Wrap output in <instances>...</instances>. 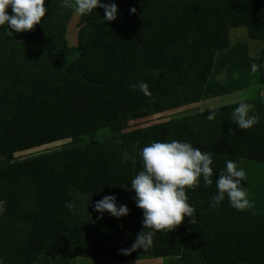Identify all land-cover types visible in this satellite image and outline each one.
I'll list each match as a JSON object with an SVG mask.
<instances>
[{
	"label": "trees",
	"instance_id": "obj_1",
	"mask_svg": "<svg viewBox=\"0 0 264 264\" xmlns=\"http://www.w3.org/2000/svg\"><path fill=\"white\" fill-rule=\"evenodd\" d=\"M101 3H115L117 18L104 20L102 7L80 16L75 46L67 39L75 12L62 0H45L46 16L34 30L9 36L7 25L0 26V158L8 162L0 166V264H57L64 257L264 264V173L240 165L264 164V97L245 100L259 118L248 130L231 120L238 102L129 129L153 115L264 85V48L254 57L246 42L234 44L230 35L241 28L248 39L264 43V0ZM253 63L259 66L254 74ZM140 82L150 97L131 87ZM105 128L111 138L12 162L15 153L77 142ZM173 140L211 155L213 183L186 190L193 222L185 218L170 232L158 231L152 247L126 255L121 250L143 230V210L130 183L143 170L139 152ZM228 160L245 171L241 186L252 208L237 211L227 195L210 208ZM253 172L259 183L249 176ZM108 195L118 207L127 205L128 214L96 211V201Z\"/></svg>",
	"mask_w": 264,
	"mask_h": 264
},
{
	"label": "clouds",
	"instance_id": "obj_2",
	"mask_svg": "<svg viewBox=\"0 0 264 264\" xmlns=\"http://www.w3.org/2000/svg\"><path fill=\"white\" fill-rule=\"evenodd\" d=\"M63 7L71 8L77 15L83 16L93 12L97 7L105 9L104 20L114 21L117 18L115 3H101V0H62ZM11 8L12 15L8 9ZM131 13H135L133 7ZM45 0H0V26L7 25L9 36L13 32L34 30L37 24L46 16ZM258 65H251V72L258 71ZM139 88L146 96H151L146 82L131 86ZM254 105L243 98L238 101L231 114L239 129L248 130L259 122L256 115H250ZM215 111L207 116L209 121L215 119ZM231 130V129H230ZM139 155L142 157L143 170L132 180L131 188L135 191L137 207L143 210V230L140 231L134 243L128 249H122L124 254L142 248L147 250L153 245V237L158 231L170 232L183 223L186 216H193L195 210L189 205L187 189L195 190L199 187L200 178L204 185L210 187L213 183L212 157L209 153L193 147L191 143L173 140L171 142H152L145 146ZM246 181L245 171L238 169L235 162L226 161V168L220 171L216 180L217 194L212 198L210 208L215 209L227 198L230 206L237 211L252 208L253 203L248 199V193L241 186ZM126 187V184H121ZM69 210H74L71 202H66ZM95 210L103 214L104 211L119 218L127 215V205L117 206L116 197L108 195L96 201ZM147 229V231H145Z\"/></svg>",
	"mask_w": 264,
	"mask_h": 264
},
{
	"label": "rangeland",
	"instance_id": "obj_3",
	"mask_svg": "<svg viewBox=\"0 0 264 264\" xmlns=\"http://www.w3.org/2000/svg\"><path fill=\"white\" fill-rule=\"evenodd\" d=\"M79 21H80V15H77L76 13H74L70 21L69 27H68L67 39H68L69 46L77 45V34H78V29H79ZM230 35H231L232 42L234 44L240 41L246 42L251 48L252 55L254 57H258L259 54L261 53V50L264 48V43L248 39L244 29H241V28L231 29ZM254 79L256 78L252 77V80ZM260 97H264V85L262 86L254 85L247 89L236 91L228 95L220 96L217 98H211L209 100H203L202 102L200 101L199 103L187 105V106L180 108L179 110L166 111V112H163L157 115H153L144 120L135 121L130 124L129 129L132 130L138 127L148 126V125H151L152 123H159V122L167 121L173 118H176V119L182 118L190 113L192 114L197 113L199 110H207V109L211 110L217 107L233 104V103L240 101L242 98L244 100L253 101ZM112 136H113V133L108 128L93 131V132L82 135L79 141L77 142L71 139H64V140L56 141L50 144L38 146V147L29 149V150L15 153L12 162H19V161L27 160V159L34 158L37 156L60 151L65 148L72 147L78 144H85V143L93 142V141H103L105 139L111 138ZM6 162L7 160L5 158H0V166L4 165ZM249 165H252L258 168L262 172V174L264 173V164L251 163L248 161H244L242 163V166H249ZM253 180H255L256 183H259L261 181L260 174H258V176L253 177ZM95 225L97 226V228L100 227L98 223H96ZM115 238L120 240V239H124V236L120 235V233H117L115 235Z\"/></svg>",
	"mask_w": 264,
	"mask_h": 264
},
{
	"label": "crops",
	"instance_id": "obj_4",
	"mask_svg": "<svg viewBox=\"0 0 264 264\" xmlns=\"http://www.w3.org/2000/svg\"><path fill=\"white\" fill-rule=\"evenodd\" d=\"M215 98H217V97H215ZM205 111H209V109L199 110L198 113L205 112ZM190 114H192V113H190ZM190 114H188V115H190ZM241 163H243V162H241ZM240 165L242 166V164H240ZM243 167H246V166H243ZM249 167H253V166L249 165ZM258 174H259V172L258 173L253 172L250 175V177H252V179H253V177L258 176ZM202 184H204V182L202 180H200L199 187ZM159 233L165 234V231H159ZM173 260H174V258H163V257L133 259V260H128V261L92 259V258H83V257H64L57 264H168L169 262H171Z\"/></svg>",
	"mask_w": 264,
	"mask_h": 264
},
{
	"label": "built area",
	"instance_id": "obj_5",
	"mask_svg": "<svg viewBox=\"0 0 264 264\" xmlns=\"http://www.w3.org/2000/svg\"><path fill=\"white\" fill-rule=\"evenodd\" d=\"M193 208V207H192ZM194 209V208H193ZM189 222H193L194 221V219H195V213H194V215L193 216H191V217H189V216H186L185 217Z\"/></svg>",
	"mask_w": 264,
	"mask_h": 264
}]
</instances>
